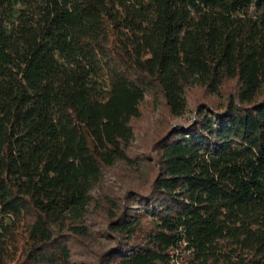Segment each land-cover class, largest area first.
Masks as SVG:
<instances>
[{
    "label": "trees",
    "instance_id": "1",
    "mask_svg": "<svg viewBox=\"0 0 264 264\" xmlns=\"http://www.w3.org/2000/svg\"><path fill=\"white\" fill-rule=\"evenodd\" d=\"M145 96L192 120L152 144L101 261L264 264V0H0V264H70Z\"/></svg>",
    "mask_w": 264,
    "mask_h": 264
},
{
    "label": "rangeland",
    "instance_id": "2",
    "mask_svg": "<svg viewBox=\"0 0 264 264\" xmlns=\"http://www.w3.org/2000/svg\"><path fill=\"white\" fill-rule=\"evenodd\" d=\"M232 83L226 82L222 92L226 94L232 90ZM203 93L199 87L188 89V107ZM139 106V116L132 120L133 139L128 148L131 163L117 161L112 167L104 168L100 182L91 189V200L81 222L85 233L74 235L70 264H104L100 256L113 244L112 237L102 232L109 213L122 205L125 191L129 188L144 189L151 180L154 172L150 161L154 156L151 146L156 138L171 125H184L192 120L190 112H185L180 118L169 115L159 97L153 100L145 96Z\"/></svg>",
    "mask_w": 264,
    "mask_h": 264
}]
</instances>
